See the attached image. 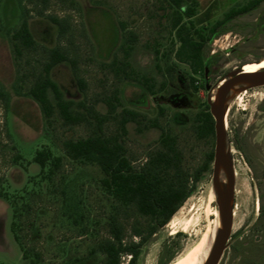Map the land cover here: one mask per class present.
<instances>
[{
	"label": "rangeland",
	"instance_id": "obj_1",
	"mask_svg": "<svg viewBox=\"0 0 264 264\" xmlns=\"http://www.w3.org/2000/svg\"><path fill=\"white\" fill-rule=\"evenodd\" d=\"M72 1L0 3V94L5 95V99L0 96V264H31L23 258L11 230L16 209L19 233L37 264H107L99 247L112 239V222L122 226L125 244L139 242L135 232L146 235L151 224L134 205L122 203L104 189L98 165L66 156L64 142L91 136L93 121L66 126L58 111L47 120L39 104L23 95L44 76L48 50L57 47L76 65L61 63L51 70L50 78L78 110L84 111L81 105H85L105 115V100L118 91L119 112L129 109L148 120L158 119L160 128L147 129L148 120L140 119L141 124L127 125L126 134L118 120L105 125L104 135L118 137L132 167H142L162 149L163 131L177 140L182 175L191 196L142 247L137 264H162L165 248L175 256L173 262L198 250V264H206L222 228V203L214 185V159L199 173L215 153L216 136L199 135L198 117L203 110L210 111L211 89L230 72L264 60V0L229 20L224 26L228 32L205 45V73L196 72L193 63L178 57L180 43L171 28L169 0ZM198 1L195 16L185 21H191V31L199 40L201 34L208 37L227 13L255 0ZM52 19L61 20L65 32L61 33ZM23 21L28 23L36 47L21 46L19 54L12 35ZM130 33H135L137 40L127 57L123 45ZM115 60H127L142 81L117 76L110 66ZM78 79L86 82L85 91ZM193 79L198 93L193 90ZM173 89L182 90L173 94ZM49 97L57 103L51 90ZM226 120L229 159L238 172L236 216L232 240L218 264H264V86L238 93ZM43 150L63 159L61 167L49 176V167L42 175L34 162L37 152ZM247 244L255 245L252 260L245 258ZM130 258L123 254L121 264H128Z\"/></svg>",
	"mask_w": 264,
	"mask_h": 264
},
{
	"label": "trees",
	"instance_id": "obj_2",
	"mask_svg": "<svg viewBox=\"0 0 264 264\" xmlns=\"http://www.w3.org/2000/svg\"><path fill=\"white\" fill-rule=\"evenodd\" d=\"M61 2H70L72 0H59ZM263 0L252 1L248 6L240 9H233L226 14L222 21L216 23L210 29V35H200V39H195L191 31L194 28L191 20L199 6L198 0H169L172 8L171 28L176 31L177 40L180 43L178 57L183 62H191L195 65L196 72L205 73L208 66L207 60L203 58V50L206 44L212 42L221 34L227 33L224 28L226 23L250 11ZM1 3V0H0ZM53 22L61 27V33L65 32L63 22L59 19H52ZM189 24L191 25L189 27ZM3 28L2 19L0 17V31ZM14 47L17 53L21 54V46L27 49L36 47V40L30 31L26 21L22 22L21 27L12 35ZM137 36L135 33H130L128 42L123 45L127 57L136 42ZM70 62L76 65V62L71 59L68 54L60 47L48 50V60L44 66V76L41 77L34 87L23 95L31 97L40 106L44 117L49 120L56 112L66 126L80 125L91 123L93 121V134L87 138L79 140H67L63 147L66 156L72 161L89 162L100 167L104 178L102 185L112 196L126 205H134L137 210L146 218H149L150 225L146 235L142 231H136L135 236L140 238L139 242L130 244L124 243L123 228L114 221L110 225L112 239L101 243L100 250L104 253L108 260L107 264H121L123 254H129L131 260L129 264H137L141 255L142 247L155 235L159 229L165 227L180 210L184 203L191 196V190L187 181L182 175L181 153L177 147V140L170 133L163 131L161 136L162 149L155 153L150 159L140 168L132 167L130 161L124 154V148L116 136L106 137L104 135V127L112 120H118L123 134L127 133V125L131 122L141 124L140 119L148 120L141 114L123 109L121 112L118 109L122 106L118 91L105 100L108 111L105 115H101L96 110H88L85 105L84 111H80L75 107L73 101L63 98L62 91L57 83L50 78V72L57 65ZM114 70H117V76H121L126 80L141 82V76L125 61L115 60L110 65ZM192 87L195 93L199 92V86L195 84L196 79L192 80ZM78 83L82 91L86 90L87 84L83 79H78ZM55 95L56 104H53L49 97V91ZM153 94L152 88L149 89ZM182 90V89H181ZM178 90V91H181ZM173 94L178 93L173 89ZM5 99L4 94H0ZM145 128H160L158 119L148 120ZM198 131L201 137H210L215 135V121L209 109L203 110L198 117ZM214 159V153H211L208 162L202 167L199 173L206 171L209 164ZM34 162L41 168V174L46 173L49 167L48 176L54 174V170L59 169L63 163L62 157H56L50 150L37 152ZM19 210L14 211V221L12 222L11 230L14 234L15 241L22 250L23 258L29 260L31 264H37L36 257H32L29 251L25 248L22 237L19 233L17 219ZM171 250L164 249L160 260L162 264H173L175 256ZM164 261V262H163ZM173 262V263H172Z\"/></svg>",
	"mask_w": 264,
	"mask_h": 264
},
{
	"label": "water",
	"instance_id": "obj_3",
	"mask_svg": "<svg viewBox=\"0 0 264 264\" xmlns=\"http://www.w3.org/2000/svg\"><path fill=\"white\" fill-rule=\"evenodd\" d=\"M260 60L256 63H261ZM244 82H250L255 86H264V69L255 73H247L243 67L234 70L223 79L216 88L211 89L208 98L210 112L215 121L216 147L214 153V185L222 203V228L219 232L213 252L206 264H218L229 241L233 229L234 195L236 186V175L234 167L229 159L228 135L226 127V116L228 107V95L237 86ZM216 89V99H212V93ZM245 89V90H247ZM242 92V91H241ZM224 171L228 179V189L224 190L220 183V173Z\"/></svg>",
	"mask_w": 264,
	"mask_h": 264
},
{
	"label": "bare ground",
	"instance_id": "obj_4",
	"mask_svg": "<svg viewBox=\"0 0 264 264\" xmlns=\"http://www.w3.org/2000/svg\"><path fill=\"white\" fill-rule=\"evenodd\" d=\"M264 69V60L261 63H256V64H251L247 66H243V70L246 71L247 73H255L262 71ZM252 84L250 82H244L240 85H237L228 95V107H227V112L229 111L230 104L232 99L238 95L241 91H245L248 87H250ZM216 89L212 93V99H216ZM240 97V96H239ZM226 127H227V120H226ZM236 175V172H235ZM220 183L222 185V188L224 190L228 189V179L227 175L225 174L224 171L220 173ZM214 198V197H213ZM217 212V211H216ZM216 214V213H215ZM234 217V214H233ZM207 240V239H206ZM205 243V242H204ZM196 248H198L196 246ZM203 248V247H202ZM201 252V250H199ZM173 264H198V250L191 251L188 253L184 258L181 260H178L174 262Z\"/></svg>",
	"mask_w": 264,
	"mask_h": 264
},
{
	"label": "flooded vegetation",
	"instance_id": "obj_5",
	"mask_svg": "<svg viewBox=\"0 0 264 264\" xmlns=\"http://www.w3.org/2000/svg\"><path fill=\"white\" fill-rule=\"evenodd\" d=\"M243 66H238V67H236L235 68V70H238V69H240V68H242ZM175 94H177V93H175ZM238 176V172L236 171V177ZM234 216H236V208L234 209ZM233 229H234V227H233ZM232 229V230H233ZM232 233H231V236H230V238H229V241L230 240H232ZM228 241V242H229ZM248 245V247L246 248V251H245V258L246 259H249V260H252L253 259V250L255 249V245L254 244H247ZM252 251V253L250 254V252ZM131 260V259H130ZM129 264V263H128Z\"/></svg>",
	"mask_w": 264,
	"mask_h": 264
},
{
	"label": "crops",
	"instance_id": "obj_6",
	"mask_svg": "<svg viewBox=\"0 0 264 264\" xmlns=\"http://www.w3.org/2000/svg\"><path fill=\"white\" fill-rule=\"evenodd\" d=\"M3 23V22H2Z\"/></svg>",
	"mask_w": 264,
	"mask_h": 264
}]
</instances>
